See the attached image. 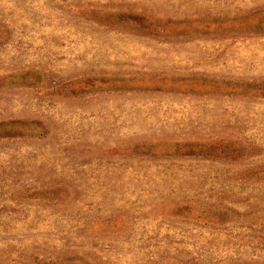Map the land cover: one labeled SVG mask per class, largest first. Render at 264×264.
I'll use <instances>...</instances> for the list:
<instances>
[{"label": "rangeland", "instance_id": "obj_1", "mask_svg": "<svg viewBox=\"0 0 264 264\" xmlns=\"http://www.w3.org/2000/svg\"><path fill=\"white\" fill-rule=\"evenodd\" d=\"M0 264H264V0H0Z\"/></svg>", "mask_w": 264, "mask_h": 264}]
</instances>
